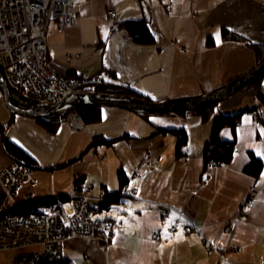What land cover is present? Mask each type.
Here are the masks:
<instances>
[{"label":"crops","instance_id":"1","mask_svg":"<svg viewBox=\"0 0 264 264\" xmlns=\"http://www.w3.org/2000/svg\"><path fill=\"white\" fill-rule=\"evenodd\" d=\"M172 2V9H167ZM73 26L51 20L46 33L49 68L72 78L97 76L131 86L141 98L161 101L204 94L224 86L256 67L255 44L264 45V0H75ZM116 12L119 27L108 10ZM149 21L154 43L133 40L127 20ZM242 39H225L223 30ZM209 39L214 40L212 45ZM113 76L106 80V73ZM1 91V90H0ZM264 77L219 102L212 116L198 113H154L144 117L122 107L102 106L97 122L73 130L71 113L55 131L36 118L14 114L0 93V170L15 158L32 165L35 183L22 184L16 198L70 194L89 188L97 194L122 190L119 171L141 199L121 197L98 212L100 224L114 225L111 242L101 246L100 233L64 242L68 264H221L202 235H183L184 219L173 212L163 218L152 201L169 203L201 227L207 239L227 251V264H264V169L255 177L243 171L251 150L264 160ZM241 112L236 150L228 164L204 167V150L212 121L220 113ZM186 128L184 156L177 155V137L163 128ZM232 139L230 126L221 129ZM113 139L93 146L94 137ZM21 152L12 154L6 145ZM14 147V146H13ZM152 158H147V153ZM159 162L156 163V159ZM138 172L142 178L133 174ZM0 185V202L2 200ZM64 205L70 210L69 200ZM72 209V208H71ZM177 221L169 239L154 233ZM0 250V264H13L19 253L38 250ZM263 259V261H262Z\"/></svg>","mask_w":264,"mask_h":264},{"label":"built area","instance_id":"2","mask_svg":"<svg viewBox=\"0 0 264 264\" xmlns=\"http://www.w3.org/2000/svg\"><path fill=\"white\" fill-rule=\"evenodd\" d=\"M74 0H0V55L6 70L7 80L17 90L23 91L31 99L55 103L73 89H86L93 80L82 81L61 75L48 66L47 29L51 19L57 20L62 27H72L74 20ZM171 8L169 4L167 9ZM109 15L116 22V12L109 10ZM116 25V24H115ZM101 79V78H100ZM99 79V80H100ZM102 80V79H101ZM92 85V84H91ZM74 118V119H73ZM71 126L74 130L83 129L84 121L74 115ZM150 153V152H149ZM147 158H152L148 154ZM159 162L156 159V163ZM34 169L28 163L15 160L0 170V185L2 200L0 202V249L19 250V248L37 245L40 248L30 252L19 253L13 259L14 264H68L65 257L64 242L74 237L102 236V247H106L112 240L114 225L109 221L100 224L96 213L106 206V201L112 193L101 190L97 194L90 193L89 188L80 192L74 188L67 195L72 209L63 203L44 204L38 202L28 214L17 212L29 202H36L32 198L27 203H21L16 198L19 187L28 182L35 183L32 173ZM134 178L142 176L135 172ZM114 193V192H113ZM119 197L141 199L136 188L126 184L122 192L114 193ZM57 197V196H56ZM152 205L163 218L173 212L184 219L180 232L188 235L196 232L205 239L201 227L185 216L184 212L169 203L158 200ZM178 222L168 226V233L177 234ZM160 231L152 236L154 241H160ZM159 236V238H158ZM210 250L220 252L213 242L205 239ZM220 255L224 264L227 258ZM263 261V259H262ZM77 264V263H73Z\"/></svg>","mask_w":264,"mask_h":264},{"label":"trees","instance_id":"3","mask_svg":"<svg viewBox=\"0 0 264 264\" xmlns=\"http://www.w3.org/2000/svg\"><path fill=\"white\" fill-rule=\"evenodd\" d=\"M124 27L127 28V30L129 31V33H131L133 40L137 43H142V44H148V43H154V35L153 32L151 31L150 28V24L149 21H146L144 19H136V20H127L124 24ZM223 37L225 39H242L240 37V35H238L237 33H235L234 31L232 32L231 30L224 28L223 30ZM214 43V40H210L209 39V44L212 45ZM254 48L257 49V59L258 62L256 64L259 65L262 62H264V45L262 44H255L253 45ZM256 67H254L253 69H255ZM253 69H251V71H253ZM264 77V74L260 75L259 77L256 78V80L253 83H259L262 81V78ZM90 89L95 90V91H100L103 93H113V94H122V95H126V96H135V97H142L141 94H139L138 92H136L131 86H125L123 84L120 83H116V82H111V81H101L92 84L91 86H89ZM263 100H264V96L261 95ZM216 106V105H215ZM215 106H210V107H205L204 109H196L194 111H183V112H164L167 114H173V113H177V114H186V113H198L203 115L204 119H209L212 116V110L214 109ZM102 107L98 106V107H94V106H87V107H76L75 110H77L79 112V114L82 117V120H84V122L87 124L88 122H97L98 120H100L101 116H102ZM70 111H66V112H62L59 114H56L53 117L50 118H45V119H38L40 122H43L44 124H46L52 131H55L56 128L58 127V125L63 122L66 119V116L68 115ZM154 114V113H151ZM151 114L148 113H141L140 115L144 116V117H148ZM159 114V113H158ZM241 112H236V114H230V113H220L219 115L215 116V118L212 121V131L210 134V139L206 142V147L204 150V167H207V165H217V164H228L229 162H231L234 158V153L236 150V129L238 126V121L239 118L241 116ZM226 126H230L232 129V133L234 134V138L232 139H223L221 138V136L219 135L220 131L222 128L226 127ZM162 132H172L176 135L177 137V141H176V145L175 148L177 150V155L180 156H184V152L183 149L185 148V145L188 142V134H187V130L186 128H163L161 129ZM113 139H106L103 136H99V137H94L92 139V145L96 146L99 145L100 143H105V144H110L111 142H113ZM6 145L8 147V150L14 154V152H18L20 153L21 150L19 147H17L15 144L11 145L10 143L7 142L6 140ZM14 146V147H13ZM249 155V160L248 162L244 165L243 167V171L248 174V175H252L255 177H259V175L261 174V172L264 169V160L263 158L258 155H256L253 151H249L248 152ZM119 182L121 183L122 190L124 188V186L126 184H128L127 182V175L125 172L123 171H119ZM121 190V191H122ZM120 192V191H118ZM108 193H112V196L106 201V205L108 202L113 201L115 199L121 198L119 197V195H115L114 193L117 192H108ZM58 198L60 197L61 199L67 198V195L65 194H59L56 195ZM56 196H52L48 199H43V198H39L35 203L34 202H29L27 204H25L23 206V208L19 209L18 212L21 214H28L29 210L38 204V202H42L44 204H53L54 203V199L53 197Z\"/></svg>","mask_w":264,"mask_h":264},{"label":"water","instance_id":"4","mask_svg":"<svg viewBox=\"0 0 264 264\" xmlns=\"http://www.w3.org/2000/svg\"><path fill=\"white\" fill-rule=\"evenodd\" d=\"M262 74H264V62L257 65L253 71L235 78V80L226 83L224 86L214 88L212 91L193 96H182L172 99L165 98L161 101H150L131 95L107 94L88 89H73L67 92L59 101L52 103L43 102L37 98L30 99L10 84L7 80L6 70L4 69L3 60L0 55V90L4 93V99L8 108L12 113L37 119L50 118L56 114L66 112V110L87 106L102 107L109 105L131 109L139 114L194 111L215 106V104L235 95L237 91L246 85L253 83Z\"/></svg>","mask_w":264,"mask_h":264},{"label":"bare ground","instance_id":"5","mask_svg":"<svg viewBox=\"0 0 264 264\" xmlns=\"http://www.w3.org/2000/svg\"><path fill=\"white\" fill-rule=\"evenodd\" d=\"M74 1H75V0H74ZM74 1H73V2H74ZM169 4L171 5V8H168V9H172L173 3L170 2ZM169 4H168V5H169ZM167 7H168V6H167ZM110 10H112V9H110ZM108 12H109V10H108ZM108 15H109V13H108ZM109 17H110V15H109ZM110 18H111V17H110ZM51 20H54V19H51ZM111 20H112V19H111ZM50 22H51V21H50ZM112 22H113V21H112ZM115 24H116V25H115ZM47 26H48V25H47ZM118 27H119V23L116 21V22L114 23L112 29L115 30V29L118 28ZM47 44H48V42H47ZM48 51H49V47H48ZM48 59H49V58H48V54H47V62H48ZM48 66H49V65H48ZM52 71H53V70H52ZM55 72H56V71H55ZM247 73H249V72H247ZM245 74H246V73H245ZM112 76H113V75H112L110 72H107V73H106V78H105V79H106V80H109V79L112 78ZM113 77H114V76H113ZM76 78H79V79L82 80V81H86V80H88V79H91V80H93V82H92L91 84H95V83H97V81H98V82H101V81H102V80H101L99 77H97V76H96V77H95V76H92V77H87V78H80V77H76ZM99 79H100V80H99ZM104 82H105V81H104ZM91 84H90V85H87L85 88L88 89V90H92V89L89 88V86H91ZM86 89H85V90H86ZM80 90H84V89H80ZM19 91H20V90H19ZM94 91H95V90H94ZM21 92H23V91H21ZM23 93L26 95L25 92H23ZM26 96H27V95H26ZM29 98H30V97H29ZM30 99H31V98H30ZM215 105H217V104H215ZM66 111H67V110H66ZM68 111H70V112L68 113V115L71 114V113H74L75 115L78 114V115L80 116V118L82 119L81 115L79 114V112H78L77 110H75V109H71V110H68ZM162 113H164V112H162ZM14 114H16V113H14ZM68 115L66 116V118L68 117ZM36 119H37V118H36ZM73 119H74V118H73ZM83 121H84V120H83ZM84 123H85V122H84ZM85 124H86V123H85ZM72 129H73V128H72ZM73 130H74V129H73ZM148 154H150V153L148 152L147 155H148ZM150 159H151V158H150ZM152 159H153V158H152ZM155 159H157V158H155ZM15 160L18 161V160H20V159L16 157ZM15 160H14V161H15ZM158 160H159V159H158ZM14 161H13V162H14ZM20 161H22V160H20ZM13 162H12V163H13ZM23 162H24V161H23ZM26 163H27V162H26ZM31 166H32V165H31ZM32 168L35 170V168H34L33 166H32ZM81 190H83L82 187H80V188L77 187V191H78V192H80ZM73 191H74V190H73ZM103 191L108 192V191L105 190V189H103ZM121 192H122V191H121ZM70 193H71V192H70ZM48 198H50V197H48ZM48 198H43V199H48ZM53 199H54V203H58V202H60V203L65 204V203H64V201H65L64 198L61 199L60 197H59V198H58V197H53ZM30 200H31V199H30ZM30 200H29V201H30ZM66 200H67V198H66ZM54 203H53V204H54ZM70 203H71V201H70ZM70 205H71V204H70ZM64 206H65V205H64ZM21 208H23V206H22ZM21 208L18 207L17 209L19 210V209H21ZM102 209H103V208H102ZM102 209H100L99 212L102 211ZM18 210H17V212H18ZM97 214H98V212L96 213V215H97ZM96 217H97V216H96ZM97 220H98V219H97ZM13 259H14V258H13ZM12 262H13V261H12ZM13 264H14V262H13Z\"/></svg>","mask_w":264,"mask_h":264},{"label":"rangeland","instance_id":"6","mask_svg":"<svg viewBox=\"0 0 264 264\" xmlns=\"http://www.w3.org/2000/svg\"><path fill=\"white\" fill-rule=\"evenodd\" d=\"M248 85H249V84H248ZM246 86H247V85H246ZM0 93H1V91H0ZM2 95H3V92H2ZM218 104H219V103H218ZM1 198H2V197H1ZM69 203H70V201H69ZM68 206H69L70 209L72 208V206H71L70 204H68ZM204 236H205V239L208 240V239H207V236H206L205 234H204ZM74 238H75V237H74ZM205 239H202V241L204 242ZM101 243H102V242H101ZM204 243H205V242H204ZM221 249H223V250H221ZM221 249H220V250H221V251H220L221 254H222V252H223V256H225V258H227V251H226L224 248H222V247H221ZM0 250H2V249H0ZM4 251H6V250H4ZM213 252L218 254V256L220 257V263H221V264H224L223 261H222V257H221V255H220V252H219V251H218V252L213 251ZM227 261H228V258H227Z\"/></svg>","mask_w":264,"mask_h":264},{"label":"snow or ice","instance_id":"7","mask_svg":"<svg viewBox=\"0 0 264 264\" xmlns=\"http://www.w3.org/2000/svg\"><path fill=\"white\" fill-rule=\"evenodd\" d=\"M168 224L174 226V221H171L170 220V221H168ZM159 235L160 236H163L164 239H169L170 238V235L168 233V228L167 227H165L163 230H161V232L159 233ZM158 238H159V236H158Z\"/></svg>","mask_w":264,"mask_h":264}]
</instances>
